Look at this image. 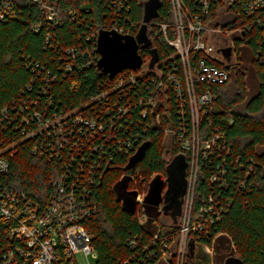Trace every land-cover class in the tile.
<instances>
[{
    "label": "built area",
    "instance_id": "1",
    "mask_svg": "<svg viewBox=\"0 0 264 264\" xmlns=\"http://www.w3.org/2000/svg\"><path fill=\"white\" fill-rule=\"evenodd\" d=\"M23 1L41 7L48 27L56 28L59 16L53 4ZM169 1L171 21L148 24L151 46L138 52L148 50L149 58L140 68L108 78L81 106L65 111H51L56 75L46 71L35 99H20V93L0 111V221L8 225L9 239L0 264H96L97 254L84 227L98 211L94 190L107 169L116 165L115 157L134 155L147 130L164 125L167 143L174 140L188 157L179 229L169 235L170 241L157 234L150 241L136 236L127 239L130 255L116 264H169L168 260L185 264L188 239L208 255L213 253L211 246L200 242L221 235L212 231L214 223L222 221L234 197L243 194V176L253 171L252 159L243 162L235 156L224 134L213 127L215 87L227 82L257 29L264 40V0ZM16 2L0 0L1 22L16 16ZM112 7L121 12L124 0H113ZM140 26L112 22L100 30L136 36ZM156 38L166 53L158 54ZM49 39L47 35L46 44ZM236 43L241 45L238 50ZM152 49L158 61L150 68ZM86 52L82 44L63 50L60 60L65 66L59 71L64 77L73 72L75 59ZM260 53L264 54V42L253 56L256 61ZM27 67L40 78L45 72L31 64ZM26 88L32 91L31 85ZM23 144H30L32 156L56 165L48 182L50 191L43 192L40 200L4 188L10 160ZM140 195L134 198L137 205L143 200Z\"/></svg>",
    "mask_w": 264,
    "mask_h": 264
},
{
    "label": "trees",
    "instance_id": "2",
    "mask_svg": "<svg viewBox=\"0 0 264 264\" xmlns=\"http://www.w3.org/2000/svg\"><path fill=\"white\" fill-rule=\"evenodd\" d=\"M16 1V16L0 21V111L20 93V99H35L46 71L56 75L50 92L51 111L81 106L108 81V76L96 66L99 56L95 42L99 30L112 22L138 28L147 0H124L125 8L121 12L112 7L113 0H46L56 7L59 16L54 30L48 27L41 7ZM159 2L157 17L151 22L168 23L171 21L170 1ZM35 27L40 31L35 33ZM47 35L51 37L48 44ZM261 36V30L257 29L255 38L243 47L246 54L237 59L238 66L227 82L215 87L216 100L211 113L213 127L224 134L235 156L243 158V162L252 159L253 171L243 176L246 184L243 194L235 196L222 221L214 223L212 231L221 235L214 241L210 238L200 242L213 248L212 259L204 253L202 258H192V264H223L230 256L243 264H264V54L260 53L258 61L253 57L263 46ZM80 44L88 52L75 59L73 72L64 77L59 71L65 66V61L60 60L63 50L77 48ZM154 45L158 54L167 52L161 48L158 38ZM239 47L241 45L236 43L235 49ZM140 55L144 61L149 58V51L141 50ZM28 64L44 68L41 78L27 67ZM250 83L254 86L253 92H250ZM27 85L32 86L31 92ZM165 127L147 130L142 142L148 143V148L143 159L133 167H127L132 154L115 157L116 165L107 169L94 190L98 211L84 227L97 254L96 264H116L127 258L130 250L125 242L131 237L150 241L151 236L157 234L159 239L170 241L169 235L179 229V225L165 228L161 224L166 168L173 158L182 154L174 140L166 144ZM166 152L171 155L170 161L164 159ZM185 158L187 174L188 157ZM55 169L56 165L32 156L30 144H23L10 160L8 175L3 178L4 188L40 200L43 192L46 195L50 191L48 182ZM204 181L205 178L198 182L199 188L204 186ZM136 193L143 195L140 205L134 202ZM195 204L198 206V194ZM7 229L8 225L0 221V262L9 242ZM185 264L188 261L185 260Z\"/></svg>",
    "mask_w": 264,
    "mask_h": 264
},
{
    "label": "water",
    "instance_id": "3",
    "mask_svg": "<svg viewBox=\"0 0 264 264\" xmlns=\"http://www.w3.org/2000/svg\"><path fill=\"white\" fill-rule=\"evenodd\" d=\"M160 7L159 0H147L144 3L143 19L140 29L136 36H125L115 32L100 30L96 39V52L99 55L97 69L112 79L117 73L131 69L136 70L142 65V57L139 48H148L151 43L147 37L148 24L157 17ZM142 45V46H141ZM141 46V47H140ZM149 67L158 61L156 50L152 49ZM225 69H228L226 66ZM148 148V143L141 145L137 152L130 158L128 168L133 167L138 161L142 160ZM187 164L173 158L166 168V191L163 194V209L169 211L173 220L180 217L183 204L178 202V197L186 193L187 181L183 179ZM186 174V173H185ZM185 176V175H184ZM193 243H190V254L192 256ZM172 264L171 260H168ZM223 264H243V262L230 256Z\"/></svg>",
    "mask_w": 264,
    "mask_h": 264
},
{
    "label": "rangeland",
    "instance_id": "4",
    "mask_svg": "<svg viewBox=\"0 0 264 264\" xmlns=\"http://www.w3.org/2000/svg\"><path fill=\"white\" fill-rule=\"evenodd\" d=\"M147 35L149 37V32ZM245 54H246V51L242 50L241 55L244 57ZM253 87L254 86L252 85V83H250L249 84L250 92H253V89H254ZM165 142L167 144L168 140H165ZM185 157L186 156L184 154H181L180 156H178V159L181 160L184 164H187ZM164 159H165V161H170L171 155L168 152H166L164 155ZM185 173H186V171H184L183 179L186 178ZM137 196H138V193H136L133 198H136ZM161 209H162L161 212L163 213L162 217H161V224L165 225V228H170L173 225H176V226L179 225V217H177L175 220H173L169 214L170 213L169 211H165L163 208H161ZM185 252L187 254V257L185 258V260H186V262L188 261V264H192L191 263L192 258H195V259L202 258L203 254L207 253L205 249L202 250V246L200 244L196 243V245H193V251H192V256H191L189 239H188V242H186ZM212 255H213V253L211 255H209L210 259H212ZM91 263H93V261H91ZM157 264H164V262H159ZM211 264H212V262H211Z\"/></svg>",
    "mask_w": 264,
    "mask_h": 264
},
{
    "label": "flooded vegetation",
    "instance_id": "5",
    "mask_svg": "<svg viewBox=\"0 0 264 264\" xmlns=\"http://www.w3.org/2000/svg\"><path fill=\"white\" fill-rule=\"evenodd\" d=\"M187 175V174H186ZM185 180L187 181V176H186V178H185ZM166 191V190H165ZM165 193V192H164ZM184 196L185 195H181V196H179L177 199H178V202H180V203H182L183 204V202H184Z\"/></svg>",
    "mask_w": 264,
    "mask_h": 264
}]
</instances>
